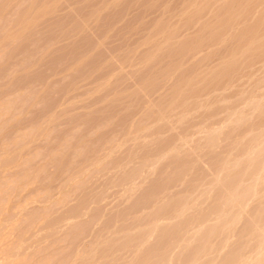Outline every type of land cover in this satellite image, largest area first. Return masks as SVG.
Returning <instances> with one entry per match:
<instances>
[{"label": "rangeland", "instance_id": "1", "mask_svg": "<svg viewBox=\"0 0 264 264\" xmlns=\"http://www.w3.org/2000/svg\"><path fill=\"white\" fill-rule=\"evenodd\" d=\"M0 264H264V0H0Z\"/></svg>", "mask_w": 264, "mask_h": 264}]
</instances>
